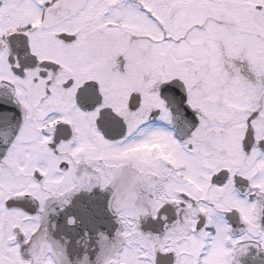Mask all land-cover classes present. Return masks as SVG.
Here are the masks:
<instances>
[{
    "label": "snow or ice",
    "instance_id": "1",
    "mask_svg": "<svg viewBox=\"0 0 264 264\" xmlns=\"http://www.w3.org/2000/svg\"><path fill=\"white\" fill-rule=\"evenodd\" d=\"M0 264H264V0H0Z\"/></svg>",
    "mask_w": 264,
    "mask_h": 264
}]
</instances>
